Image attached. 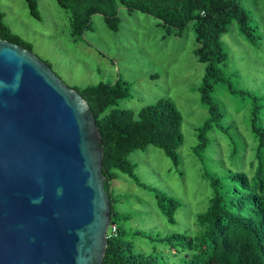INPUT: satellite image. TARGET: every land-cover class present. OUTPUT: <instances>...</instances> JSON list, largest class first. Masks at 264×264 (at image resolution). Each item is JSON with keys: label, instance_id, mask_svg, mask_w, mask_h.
I'll use <instances>...</instances> for the list:
<instances>
[{"label": "rangeland", "instance_id": "obj_1", "mask_svg": "<svg viewBox=\"0 0 264 264\" xmlns=\"http://www.w3.org/2000/svg\"><path fill=\"white\" fill-rule=\"evenodd\" d=\"M241 3L255 20L252 25L258 27L253 30L258 35L257 42L252 43L236 22L229 25V30L221 36L227 53L224 72L236 91L232 92L230 85L222 82L216 84V91L211 94L224 115L222 122L227 126L232 117L234 128L208 131L209 146L198 157L194 154L199 142L198 128L208 117V104L201 100L200 90L206 64L195 56L191 23L180 36H165L153 16L120 7L116 31L108 28L100 14H94L91 28L75 38L71 34L70 10L60 7L55 0H37V16L29 13L25 0H0L4 20L14 35L69 87L83 88L116 80L127 83L124 87L130 88L131 95L107 107L106 113L112 108L138 112L161 100L173 103L180 112L183 142L177 151L178 163L163 150L149 145L127 156L134 164L135 179L120 173L111 186L115 211L120 217L128 218L116 219L117 223L130 230L127 238L134 252L156 249L175 258L168 244L156 241L155 236L170 231L194 234L198 230L196 215L207 208L211 192L201 174L203 168L218 172L224 168V171L241 168L252 176L249 163L254 138L245 122L250 96L246 91L245 101L240 99L237 87L264 94L260 89L264 86V0H241ZM237 123L244 134V139L239 136L243 144H237ZM159 195L169 196L178 203L173 221L158 207ZM135 230L146 236L132 233Z\"/></svg>", "mask_w": 264, "mask_h": 264}, {"label": "trees", "instance_id": "obj_2", "mask_svg": "<svg viewBox=\"0 0 264 264\" xmlns=\"http://www.w3.org/2000/svg\"><path fill=\"white\" fill-rule=\"evenodd\" d=\"M55 1L60 7L70 10L71 34L75 38L81 37L91 28L90 21L94 14H100L108 28L116 31L120 7L129 12L135 10L153 16L164 29L165 36H180L191 23L195 32V56L206 64L200 90L201 100L208 104V117L198 128L199 142L194 148V154L199 157L209 146L206 136L208 131L234 128V118L231 117L227 126L222 122L224 115L211 94L216 91V84L222 82L228 83L232 92L236 91L225 74L227 53L221 43V36L229 30V25L236 22L240 31L252 43L257 42L258 35H254L253 30L258 27L252 25L255 20H252L251 13L241 0ZM25 2L29 13L37 16V0ZM0 38L29 48L11 31L1 9ZM237 81L240 82L238 78ZM124 84L127 83L116 80L115 83L99 82L75 88L89 103L101 136V168L106 177L104 187L111 201L110 225L116 228L107 237L102 264H264V94L257 95L237 87L240 99L245 101L243 94L246 91L250 96L245 122L254 138L249 163L252 176L241 168H226L225 171L224 168L222 173L209 167L203 168L201 174L207 179L211 192L207 208L196 215L198 230L194 234L170 231L155 236L158 238L156 241L165 242L170 251L175 252V258L172 259L156 249L134 252L132 242L127 238L130 230L124 224L117 223L116 219L126 221L128 218L120 217V213L115 211L111 186L120 173L135 179L134 164L128 161L127 156L149 145L163 150L177 164V151L183 142L180 129L182 116L174 104L167 100L148 104L138 112L112 108L106 113L107 107L131 95L130 88L124 87ZM260 89L264 90V86ZM239 136L244 139L237 123V144H243ZM239 150L244 152V149ZM157 205L173 221L178 203L169 196L159 195ZM132 233L146 236L140 230Z\"/></svg>", "mask_w": 264, "mask_h": 264}, {"label": "water", "instance_id": "obj_3", "mask_svg": "<svg viewBox=\"0 0 264 264\" xmlns=\"http://www.w3.org/2000/svg\"><path fill=\"white\" fill-rule=\"evenodd\" d=\"M87 100L0 38V264H102L111 201Z\"/></svg>", "mask_w": 264, "mask_h": 264}, {"label": "built area", "instance_id": "obj_4", "mask_svg": "<svg viewBox=\"0 0 264 264\" xmlns=\"http://www.w3.org/2000/svg\"><path fill=\"white\" fill-rule=\"evenodd\" d=\"M115 230H116V228L114 225H109L108 230H107V237L110 236L112 233H114Z\"/></svg>", "mask_w": 264, "mask_h": 264}]
</instances>
